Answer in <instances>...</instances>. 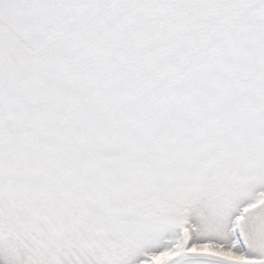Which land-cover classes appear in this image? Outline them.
I'll return each instance as SVG.
<instances>
[{"label":"snow or ice","instance_id":"snow-or-ice-1","mask_svg":"<svg viewBox=\"0 0 264 264\" xmlns=\"http://www.w3.org/2000/svg\"><path fill=\"white\" fill-rule=\"evenodd\" d=\"M0 264H264V0H0Z\"/></svg>","mask_w":264,"mask_h":264}]
</instances>
